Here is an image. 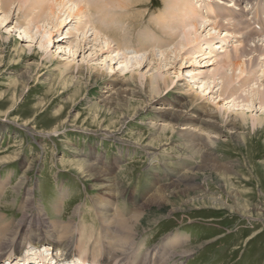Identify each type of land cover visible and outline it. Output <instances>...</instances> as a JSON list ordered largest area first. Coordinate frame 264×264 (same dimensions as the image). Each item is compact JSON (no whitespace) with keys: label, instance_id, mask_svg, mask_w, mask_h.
<instances>
[{"label":"rangeland","instance_id":"rangeland-1","mask_svg":"<svg viewBox=\"0 0 264 264\" xmlns=\"http://www.w3.org/2000/svg\"><path fill=\"white\" fill-rule=\"evenodd\" d=\"M212 1L202 0V10H210ZM244 1L257 11V0H231L233 10L220 6L231 16H219L228 21L232 17L246 20L249 31L260 32L254 23L257 15L254 19V14L245 17L242 13ZM31 3L18 10L15 2L5 21L0 14V159L8 158L0 162V179L6 180L5 189L0 191V217L10 226L4 235L20 225L17 232L22 242L27 230L36 237L46 229L55 237L66 227L73 236V246L77 243L79 247L77 254L89 250L88 257L100 263L107 239L112 245L115 240L111 235L103 238L105 227L93 201L104 194L97 190L99 183L86 181L76 170L73 161L80 157L76 155L79 152L87 162L97 158L101 169L121 179L122 192L113 193L115 198L107 196L117 212L115 216L127 219L134 204L145 206L144 225L135 229L118 260L138 264L144 256L153 258L164 239L173 234L183 239L173 252L186 250L190 255L180 258L176 254L169 264H264V114L258 100L249 108H238L243 115L224 101L232 96L239 105L246 103L242 90L250 89L248 81L256 84V92L264 94V77L256 81L264 70V55L255 62L247 60V79L238 83L233 77L222 97L221 85H214L205 95L206 91L199 89L202 79L205 81L217 65L186 63L192 57L187 55L192 48L177 57L169 51L186 32L184 29L170 38L157 25V17L174 12L170 0H144L124 11L113 9L120 22L117 19L119 23L105 29L119 54L103 49L99 43L91 47L94 42L92 36L88 37L90 32L85 41H78V35L74 36L79 29H75L76 23L60 25L57 35L49 34L50 25L35 36L36 29L29 26L30 33L23 34L25 10ZM257 3L259 11L264 10V1ZM173 15L178 17L177 13ZM221 19L217 17L218 24L229 23ZM18 23L22 27L16 26ZM258 23L261 28L260 18ZM145 33L162 42L153 44L142 39ZM223 34L215 35L207 44L217 55V62L233 55L240 40L253 49L251 46L258 45L256 39H263L239 36L238 41L225 39ZM223 40L229 47L220 53ZM60 44L62 48L58 49ZM134 52L139 53L130 57L139 60L142 56L143 61L123 70L121 54ZM153 53H166V57H149ZM255 57L256 53L249 56ZM155 79L159 80L157 94L149 86ZM119 88L120 95L116 92ZM109 96L115 98L116 105L106 101ZM176 100L185 103V118L191 115L207 121L208 115L213 116L214 126L208 124L214 127V133L192 126L191 132L203 141L185 140L182 121L172 122L168 110H162L177 108ZM184 173L187 178L177 189L168 186L172 181L178 183ZM60 188L65 191L64 202L57 214L53 202L61 201ZM30 191L32 197L25 199ZM52 222L59 223L60 229L49 226ZM3 247L0 257L8 251ZM30 249L27 243L26 250ZM168 250L162 251L165 258H170Z\"/></svg>","mask_w":264,"mask_h":264},{"label":"bare ground","instance_id":"bare-ground-1","mask_svg":"<svg viewBox=\"0 0 264 264\" xmlns=\"http://www.w3.org/2000/svg\"><path fill=\"white\" fill-rule=\"evenodd\" d=\"M30 1H32V3L29 4L30 6L26 8L24 14L26 27L22 29L23 34L28 35V33H30L29 26H33V28L36 29L34 33L35 36L40 32L41 29L42 31H44V29H46L50 25V28L48 30L49 34L51 35L53 34V32H56L55 35H57L58 32L57 27H59L60 25H67L68 23H76L74 24L75 29L76 27H79V29L75 30L74 36L78 35L76 37L78 41H80V38L81 41L82 40L85 41L87 37V33L90 32V35L88 37L92 36V41L94 42V44L91 47H95L96 44L99 43L103 47V49L104 48H106L107 50L110 49L111 53H117V54H119L118 49H115L114 48L115 46L113 47V45L111 46L112 42L109 38L110 33L107 29H105L108 25L111 27L115 25L117 19L120 22L118 18L119 16L116 13H114L113 9L118 8L124 11L129 6L132 5L139 6L144 2V0H19V1L0 0V14H3L4 16L3 21L6 20L11 8L15 5L14 4L15 2L19 10L22 9V7L25 6V4L30 3ZM201 1L202 0H170L169 5L172 7V10L174 12L164 13L160 15L159 17H157L156 23L159 27L165 28V29L162 28L160 29L170 38L172 35H177L179 34V32L184 31V29H186V32H184V35L182 37L183 39L180 42H178L175 45V47H173L172 50L169 51L173 52V54L177 57L178 56L177 54H180L181 51L183 52V50L185 51L187 48H192L193 50L190 53L188 54L186 53L187 55L190 56L192 55L191 58H187L186 63L190 61L189 65H191L192 63L205 64V65H213L216 63L217 69L211 71L210 75H208L205 81L202 79L203 84L199 89L203 88V93H205L206 91L205 93L206 95L208 94L207 93L208 89L213 90L215 86L221 85L219 97L220 96L222 97L226 92H228L227 88L228 85L232 82L233 77H235V80H237L238 83L240 81H243L245 78L247 79L248 74L246 73L247 68L245 62L247 60L248 62H250L251 60L255 62L256 59L261 60L259 58H261L262 55H264V21L261 22V30L259 29L260 32H256L252 28L249 31L248 28L250 27V25L249 27H246L244 25L245 24L244 22L246 20L245 21L231 20L233 18L232 17L231 19H229L230 21H228L227 19H221V16H219V15L231 16V12L227 10V9H231V10L234 9V5L232 4L231 0H226V1L213 0L212 5H210L211 7L210 10L209 9L202 10L203 7L201 8L199 4L201 3ZM221 5L225 6V8L227 9L224 8L223 10L222 7H220ZM249 5L250 4L248 3L244 5L245 7L242 8L243 14L245 10L249 7ZM252 10L253 8L251 5L249 7V10H246V13L248 11L252 13ZM236 11H240V10H236ZM174 13H177L178 17H175L176 14L173 15ZM123 15L125 16L126 13L123 12L122 16ZM235 15L238 14L234 13V16ZM217 17H220L221 20H223L224 22L228 21L229 23L218 24V21L220 20H217ZM78 19H80L81 21ZM94 19L97 21L96 22L97 24H94ZM118 21L117 23H119ZM19 25L22 27L20 23L16 24V26ZM95 25H97L98 27H95ZM152 28H154V32H157L155 27L152 26ZM69 34L70 33H66V35L68 36ZM221 34H223V37H225V39L228 38L238 39L239 36H241V38L243 36V38H247V40H249L253 35L259 38L262 37L263 39L261 40L257 38L255 43L256 45L257 44L258 45L257 47L251 46L254 47L253 49L247 48L244 44H242L243 40L242 41L240 40V43L238 42L235 44L236 46L233 55L230 56L228 54L227 56H225L224 60L217 62L216 61L217 55L213 53L214 50L213 51L209 50L207 44L210 43V40L213 39L215 35L220 36ZM246 34H250V35H246ZM59 36L55 37L56 41H59L57 39ZM143 38L145 40L152 41L153 44L155 43L160 44L162 42V40H160L157 36H152L149 33H145L142 36V39ZM260 42L262 43L261 45L259 44ZM72 43L73 42L69 43V46L72 47L73 46ZM220 43H221L220 53H225L227 51V48L229 47L228 43H226V40H223ZM203 44H205L206 47L205 49L203 48ZM71 47H69V49ZM59 48L60 49L62 48L61 44L58 45V49ZM139 52L141 54L142 51ZM139 52H134L129 54L125 53L124 55L121 54L122 58L120 59L123 60H121L120 64L123 65V70H129L130 64L137 65L141 61H143L144 57L142 56H140L141 59L139 60H135V58L130 57L136 55ZM255 53H256L255 58L252 59L249 58V56H252ZM165 54L166 53H159V54L153 53L149 55V57L156 55L161 60L162 58L166 57ZM263 77H264V70L261 73L260 77L257 76L256 81ZM161 81L167 82L165 79H162ZM247 84L250 89L248 91L242 90V92H246V99L244 100L246 103L239 105L238 102H236L237 98H232V96L230 99L228 96V100L226 98L224 101L226 102V104L228 103L227 105H229L232 110H235L238 113H240L239 110L240 108L241 110H243L245 107L249 108L250 107L249 105L252 102L258 100L259 108L263 115L264 94H262V92H258V91L256 92V89H258V87H255L256 85L255 83L248 81ZM149 86L151 87V92L157 94L159 80L155 79L151 81ZM116 92H118V95H120L119 94L120 88L119 91L116 90ZM107 93H110V90H108ZM134 93L135 92L130 91V94H134ZM210 93L211 92H209V94ZM232 93L233 91H230L229 95H233ZM112 96H109L106 99V101L108 100L107 102H109L110 104L116 105V102L114 101L115 98H112ZM177 104H178L177 108L171 107L169 109H162V110L165 111L168 110V113L166 114L169 120H171L172 122L176 121L178 123L182 121L181 124L183 127L181 128V130H185V133L183 134L185 140L189 142H193L197 140L198 143L201 139L203 141V137L201 138L196 133L191 132L192 126H196L197 128H200V131H202L201 129H203L207 131H212V134L214 133L215 130L213 127L214 126L213 116L208 115L207 121L202 117H198L195 119V117L191 115L186 116L185 118L183 112L184 110L187 109L185 103H183V101L181 100L180 101L176 100L175 106H177ZM240 114L243 115L244 113L241 112ZM255 121L258 122L259 119ZM208 122H212L213 126L211 127L210 125L209 127ZM172 129L170 128V130ZM151 148L148 147V150H151ZM76 155L82 157L81 154H79V152ZM80 157L78 159L76 158V160L73 161L77 166L76 170L80 172V174L82 175L83 178L86 179V181L88 180L94 183H99L97 190L102 191L104 194L94 199L93 205H96L97 214L101 218L100 219L101 223L105 227V228L103 227L104 228L103 238L111 235L113 240H115L113 241L114 245H112L110 239L109 241L107 239V247H106L107 249L104 253L100 254L102 260L98 259L100 261V263H98L97 261H95L97 259H92L88 257L87 252H89V250L84 254L82 253L83 251L78 252L77 254L76 249H78L79 247L77 246V243H75L73 246V241H72L73 236L70 234V232L68 231L69 229L66 227L64 228L62 233L59 232V235L56 234L55 237L52 236L53 233L49 232L46 229H44V231L39 232L38 233L39 236L36 237L35 234L32 232V230L29 231L27 230L25 232V237L21 242L19 240V236L17 232V230L20 228V225L13 231H10V233L6 234L7 236H5L4 234L7 231H9L8 229H10L9 228L10 226L9 224H7L6 221H3V219L0 217V224L2 226L0 228V233L5 236L2 237L0 234V246H4L3 250L8 249V251H6L5 254H3L0 257V264H6V263L12 264L15 260H18V258H24V261H22L21 264H25V263L27 264H130L131 261L128 263L127 261L118 260V257L122 255L121 252L124 251V249L126 248L127 242L133 239L135 229L138 230L139 227H143L145 222L144 216L146 214L145 206L139 205L138 202L134 204V206L138 208L136 209L134 207L132 209L133 212L130 213V217L127 219L123 215L115 216V213L117 212H115L114 211L115 209H113L114 205H112V200L108 199L107 196L109 194L112 195L110 197L115 198V196H113V193L116 192L120 194L122 192L120 190L121 179L115 177L113 174H111V172H107V170L101 169L99 165L96 164V162L98 161L97 158L92 157L91 162H87ZM5 159L8 158L5 157L4 159H0V162ZM23 175L24 173L22 174V178H24ZM186 178H187L186 174L184 173L178 179L177 181L178 183L172 181L168 186L177 189L182 184V182L186 180ZM5 181L6 180L0 179V182H2L3 184L0 185V191L5 189V185H4ZM189 186H190L189 184H185V187H189ZM164 188L167 189L168 187L166 186ZM64 193L65 191L62 188H60L58 192V196L61 201L53 202V205H56L53 210L54 212H57V214L60 213L59 209L62 208V204L64 202L62 196H64ZM32 195L33 194L31 191L30 193L28 192V194H26L25 196V199H27V197L31 198ZM5 198H6V194H5ZM49 226L60 229V225L57 222H52L49 224ZM33 239L36 240V242H33L34 241ZM164 240H166V242L164 243V245L162 246V248L159 250L158 253L152 255L153 258L149 257V259H147V257L144 256L142 260L139 261L138 264H169V260L171 258H174V255L176 254H177L176 256L180 258L190 255V253L186 250H183L181 252H177V251L173 252L175 246L180 245L183 242V239L181 237L177 235L174 236L172 234L169 237H166V239ZM27 243L29 244V246L31 244L30 250H26ZM61 243H64L65 245L58 247L59 244ZM112 249L114 250V252L111 254L110 250ZM166 249H169L168 250L169 252L171 251L170 258L167 257L165 258V254L162 253V251ZM79 254H81L80 258H79ZM20 261L21 260H19V262Z\"/></svg>","mask_w":264,"mask_h":264}]
</instances>
